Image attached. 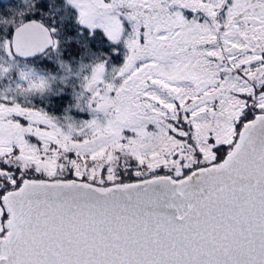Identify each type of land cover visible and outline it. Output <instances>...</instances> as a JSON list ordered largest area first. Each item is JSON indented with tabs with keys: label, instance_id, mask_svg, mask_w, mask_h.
I'll use <instances>...</instances> for the list:
<instances>
[{
	"label": "snow or ice",
	"instance_id": "6c2138e0",
	"mask_svg": "<svg viewBox=\"0 0 264 264\" xmlns=\"http://www.w3.org/2000/svg\"><path fill=\"white\" fill-rule=\"evenodd\" d=\"M0 264H264V0H0Z\"/></svg>",
	"mask_w": 264,
	"mask_h": 264
}]
</instances>
